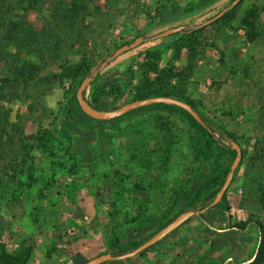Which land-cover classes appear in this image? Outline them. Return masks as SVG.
Listing matches in <instances>:
<instances>
[{"label":"rangeland","instance_id":"rangeland-1","mask_svg":"<svg viewBox=\"0 0 264 264\" xmlns=\"http://www.w3.org/2000/svg\"><path fill=\"white\" fill-rule=\"evenodd\" d=\"M165 1L94 0L88 3V13H82L84 19H78L77 23L85 36L84 42L69 46L64 36V20L55 23L58 19L53 8L61 6L59 0H39L33 10L26 12L17 9L14 0H6L13 3L14 10L4 16L25 23L15 37L27 41L23 45L9 44L3 52L13 64L9 69H22L32 79L12 80L0 90V241L6 248H16L22 241L32 247L29 264H75L81 257L96 252L110 253L106 243L108 229L112 228L120 236L138 224L129 223L125 217L132 215L134 199L143 197L140 192H133L132 184L141 188L148 184L147 177L140 175L141 162L146 157L141 152L150 143L147 138L151 134L152 117L165 116L164 112L150 110L140 115L128 114L110 128L101 126L104 131L97 135L98 126L93 121H85L84 127L70 121L80 132L74 131L72 136L75 173L70 175L55 167L50 176L49 169L43 165L42 173L36 170V181L29 188L16 186L10 178L11 170L18 163L22 148L34 144L32 135L36 131L54 132L68 95L67 81L58 83L44 77L55 71L58 64L76 61L84 52L94 62L90 68L97 67L98 85L123 83L126 66L131 64L135 70L144 60V52L154 47L162 48L161 66L167 61L173 73L185 77L184 94L216 125L233 133L246 153L253 154L256 151L253 149H258L259 157L254 167L243 169L241 166L233 174L225 192L227 210L224 204L205 208L184 220L142 255L113 262L239 264L236 259L242 258L249 246L255 251L258 232L254 221L264 224V0H241L232 20L222 22L216 18L208 23L204 22L232 0H215L192 12L187 10L196 6L198 0ZM250 6L256 9L251 41L240 25L241 17ZM146 9L153 16L150 26H145ZM201 23L210 25L200 35L192 59L187 60L185 48L176 51L178 34L157 36L169 27L191 28ZM125 27L138 29L147 38L100 66L99 57L105 47L111 50L120 29ZM55 37L59 40L52 52ZM173 51L177 58L171 60ZM6 64L0 61V73L4 75H7ZM88 92L87 85L85 97ZM122 95L113 103H120ZM168 119L172 131L176 135L179 132L178 142L169 156L167 171L144 190L142 199L149 198L146 205L157 217L169 202L166 199L180 177L177 173L190 164L185 154L187 125L178 116ZM35 156L39 157L38 153ZM113 172L124 177L118 186ZM14 177L22 179L20 175ZM9 192L13 193L12 198ZM114 200L116 205L112 204ZM246 219L249 222L244 230L235 227V223ZM120 245L131 250L123 243ZM227 255L232 259L223 262Z\"/></svg>","mask_w":264,"mask_h":264},{"label":"trees","instance_id":"trees-1","mask_svg":"<svg viewBox=\"0 0 264 264\" xmlns=\"http://www.w3.org/2000/svg\"><path fill=\"white\" fill-rule=\"evenodd\" d=\"M38 1L39 0H14V3L17 9L26 12L28 10H33ZM93 1L94 0H66L62 3L59 0L61 6H54L53 11L57 12L54 15L58 19L55 23L57 24V22L60 23L64 20V27L66 28L64 30V36L69 46L75 42L78 43V45L84 42L85 36L77 27V23L78 19H84L82 13H88V3ZM168 1L170 0H166L165 2ZM213 1L215 0H198L196 6L194 5L187 11L192 12L193 10L201 9L211 4ZM240 2L241 0L231 7H229V3L225 11L216 21L225 22L232 20ZM12 10H14L13 3L0 0V61L7 62L6 65L8 66L6 67L7 75L0 73V90L12 80L21 79L27 81L32 79V75L29 73L26 74L22 69H9V66L13 64L6 59L3 52L4 48L8 47L9 44L17 46L23 45L22 43L27 41L26 39L19 40V38L15 37L16 32L23 30L25 23L23 24L21 20H8L10 18L4 16L5 14H10ZM255 10L256 9L252 6L248 7L240 20V25L245 29L247 40L249 41L253 38L251 30L253 29V22L256 18ZM154 14H157V9H155ZM16 15V13H13V16ZM20 17H22V20L24 19L23 15H20ZM145 17L148 21L145 26H150L153 16L149 15L148 9L145 10ZM208 25L210 24L201 23L192 28L181 26L180 30L173 33L179 36L175 43L176 51L183 47L187 51V60L190 58L192 59L196 52V46L200 43L199 37ZM141 35L142 33L138 29L134 31L131 27L121 28L116 41L115 39L113 41L112 49L110 50L105 47L103 55L99 57L100 62L107 63V57H109L114 50L132 42L136 37ZM57 38L58 37H55V40L51 44V46H53L51 48L52 52L55 51L58 45L59 39ZM146 38L147 37H143L142 41ZM8 54L11 58L12 55L10 53ZM176 54L177 53L173 51L172 55L174 56L171 60L177 58ZM161 61V47L147 49L144 52V60L137 64L135 70L131 68V64L126 66L125 80L123 83L114 81L107 85L100 86L96 83L98 77L96 72V75L88 83L89 92L87 97H85V89L82 91V95L91 107L98 110H112L122 103L132 100L155 96H168L189 104L196 112L198 120H195L190 114L175 105L163 103H151L143 107H138L108 120H97L88 117L79 109L75 99V90L78 84L83 77L89 73L90 67L94 64V62L91 59H87L85 53L82 52L76 61H65L58 64L55 71L44 77L45 80L48 81L54 80L58 83L67 81L69 84L67 89L68 95L61 111V120H59V123L55 126L54 132L48 131L47 129L36 131L32 135L34 144H29L26 148L25 146L22 148L23 151L20 153V159L11 170L13 172L10 178L15 181V185L24 186L26 188H29L35 183V172L38 170V173H42L43 165H46L49 169L50 176L54 173L55 167H60L64 172L73 175L76 170V163L73 160L75 151L73 150L72 136L73 133L75 134L74 131L79 132V130L77 127L70 125V121L82 125L83 127L85 126L83 124L85 121H93L95 126H98V131L95 132L97 135L98 133L102 134L104 131V129H102L104 127L101 126L106 125L110 128V125L128 114L140 115L144 110L164 112L165 116L156 115L152 117L151 134H149L147 138V141L150 143L144 147L145 151L141 152V154L146 157L141 162L140 175L143 174V176L147 177L148 184L142 188L136 183L132 184L134 186L132 188L133 192H140L143 197H145L144 190L151 184H155L158 178L167 171L166 164L169 160V156L174 145L178 142L177 138L179 132L176 130L178 133V135H176V133L172 131L168 118L170 116L180 117L181 121L187 125L186 135L188 146L185 149V154L190 158V164L185 166L184 169H181L180 172H178L179 175L177 173V177H180L172 194L170 193L166 199H169V202L161 216L157 217L152 209L147 207L146 203L149 201V195L147 196V201H145L146 199L142 201L143 197L134 199L135 202L133 201L131 203L132 209L130 210L132 215L127 216L126 214L125 217H127L126 220L129 223L138 222V224L134 228L124 231L120 236L116 235L112 228L108 229V239L106 243L108 249L111 251V255H119L128 250L126 247H121L120 243L127 245L131 249L135 248L188 207L195 208L196 206H200L201 208L209 209L211 207L209 203L222 184L229 169V165L235 155V151L231 147L230 142L236 143L240 148V159L233 174L241 166H244L243 169L246 167H254L257 162L256 159L259 157L258 149L254 148L253 151H256L253 154L246 153L247 150L241 147L240 142L233 133L216 125L209 116L203 113L197 107V103L184 94L185 88L183 78L185 77L183 75L181 77L179 73H173L171 65L167 61H163L164 64L161 66ZM120 95H122V101L118 104L113 103L115 98ZM36 153H38L39 157L35 156ZM113 173L116 176H114V180L118 186L123 182L124 177L123 175H121V177L117 172ZM233 174L229 183L232 182ZM14 175H20L22 179L15 178ZM226 189L221 199L213 206L224 204L225 210L228 209L225 203ZM9 197H13L12 192H9ZM116 203L115 200L112 202L113 205H116ZM248 222V219L239 221L235 223V227L239 230H244ZM254 225L258 232V239L255 251L248 257L250 261L247 264H264V224L254 221ZM161 239L134 256L142 255L150 247L155 246ZM32 251L33 248L25 246L23 241L19 242L16 248H6L0 241V264H29L32 258ZM98 254H101V252L96 253V255ZM87 259L88 258L81 257L75 264H81ZM107 263L115 264L112 260L107 261Z\"/></svg>","mask_w":264,"mask_h":264},{"label":"water","instance_id":"water-1","mask_svg":"<svg viewBox=\"0 0 264 264\" xmlns=\"http://www.w3.org/2000/svg\"><path fill=\"white\" fill-rule=\"evenodd\" d=\"M238 1L239 0H232L229 4V7L233 6ZM224 11H225V8H222L216 15H214L213 17H211L210 19H208L204 23H208V22L218 18ZM180 28H181L180 25L170 27L168 29L161 31L157 36L160 37V36H164V35H167L170 33H174L176 31L180 30ZM142 38H143L142 36H138L132 42L118 47L116 50L113 51V53L111 55H109V57H107V59L113 58L116 55L135 47L136 45H138L139 43L142 42ZM104 64H105V62H101L100 66H103ZM96 72H97L96 66L90 68L89 73L83 77V79L80 81V83L78 84V86L75 90V99L77 101L79 109L85 115H87L88 117H90L92 119L108 120V119L118 117V116H120V115H122V114H124V113H126L132 109H136L138 107H143V106H146V105L151 104V103H163V104L175 105V106L183 109L184 111H186L195 120H198V116H197L196 112L190 107L189 104L185 103L184 101H181V100H178V99H175L172 97H168V96H155V97H147L144 99L132 100L129 102L122 103L121 105H119L118 107H116L112 110L95 109L88 104V102L86 101V99L82 95V91L86 88V86L91 81V79L96 75ZM230 145L234 149L235 155H234V158L232 159V161L229 165V169H228V171H227V173L223 179L222 184L220 185V187L217 190V192L215 193L213 199L209 203L211 206L214 205L215 203H217L221 199V196H222L224 190L226 189L227 185L229 184L230 179L232 177V174L234 172V169L236 168V166L239 162V159H240V148H239V146L234 142H230ZM201 211H202V209L201 210L187 209V210L182 211L177 216H175L170 222H168L166 225H164L162 228H160L158 231H156L153 235H151L148 239H146L145 241H143L142 243H140L138 246L131 249L130 251L121 253L119 255H110L109 253H102V254H99L95 257H92V258L84 261L81 264H100V263H102L104 261H108V260H121V259L132 257V256L136 255L137 253H139L140 251H142L143 249L152 245L154 242L163 238L165 235H167L169 232H171L173 229H175L178 225H180L188 217H190L192 215H197Z\"/></svg>","mask_w":264,"mask_h":264},{"label":"crops","instance_id":"crops-1","mask_svg":"<svg viewBox=\"0 0 264 264\" xmlns=\"http://www.w3.org/2000/svg\"><path fill=\"white\" fill-rule=\"evenodd\" d=\"M178 26V25H177ZM181 26V25H180ZM170 28V27H169ZM192 28V27H191ZM167 29V28H166ZM202 209V211L205 209V208H201ZM200 209V210H201ZM196 210H198V209H196ZM201 211V212H202ZM201 212H199L198 214H200ZM197 214V215H198ZM192 216H194V215H192ZM191 217V216H190ZM189 218V217H188ZM179 226V225H178ZM177 226V227H178ZM174 230V229H173ZM170 233V232H169ZM168 233V234H169ZM240 240V239H239ZM209 240H208V238H207V241H206V248L209 246ZM246 251V254H244V256L242 257V258H239V259H236L237 260V262L239 263V264H244V263H246V262H249L250 261V259H248V257H250V255H252V253H254V250H250V246L248 247V249H246L245 250ZM97 253V252H96ZM96 253L95 254H93V255H90V256H88V257H85V258H88V259H90V258H92V257H95V256H97L96 255ZM102 254V253H101ZM110 254V253H109ZM99 255V254H98ZM111 255V254H110ZM87 259V260H88ZM230 259H232V257H230V256H225V259H223V262H225V261H227V260H230ZM86 261V260H85ZM108 261H111V260H108ZM112 261H115V260H112ZM105 262V261H104Z\"/></svg>","mask_w":264,"mask_h":264}]
</instances>
